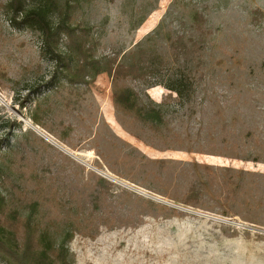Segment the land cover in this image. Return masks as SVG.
<instances>
[{
	"label": "rangeland",
	"instance_id": "rangeland-1",
	"mask_svg": "<svg viewBox=\"0 0 264 264\" xmlns=\"http://www.w3.org/2000/svg\"><path fill=\"white\" fill-rule=\"evenodd\" d=\"M59 3L90 59L148 38L160 84L119 85L165 121L152 132L118 112L106 73L69 82L0 12V195L17 213L0 215V235L20 244L32 212L33 249L44 231L66 237L69 264H264V0ZM178 71L189 98L164 86Z\"/></svg>",
	"mask_w": 264,
	"mask_h": 264
},
{
	"label": "trees",
	"instance_id": "trees-1",
	"mask_svg": "<svg viewBox=\"0 0 264 264\" xmlns=\"http://www.w3.org/2000/svg\"><path fill=\"white\" fill-rule=\"evenodd\" d=\"M0 12L6 16L9 26L25 28L39 36L42 53L53 61L56 73L61 72L63 77L71 83H84L88 72H92L93 77L106 73L111 78L112 100L117 111L132 116L152 132H159L162 129L165 121L162 105L142 102L138 91L119 85L124 80L141 81L148 87L160 84L157 80L161 76L164 62L144 46L148 38L138 42L135 50H130L120 61L116 57L90 59L80 37L76 35V30L70 25V6L67 3L61 5L59 0H6L0 2ZM144 20L145 17H142L133 30L137 29ZM63 40L73 49L77 61L75 68L71 65L70 55L59 49ZM183 73L180 71L173 73L169 82L164 85L179 99L189 98L193 89V81ZM42 87L43 85L31 89L29 91L31 96L40 94ZM27 98L29 99V95ZM33 122L38 124L36 120ZM15 125L14 122H6L8 128ZM5 206V199L0 195V215L4 216V219L9 216L10 219L15 220L17 213L6 214ZM22 225L24 230L20 244L12 243L8 238L0 235V261L6 264H69L66 237L62 238L56 246L49 232L44 231L40 235V240L45 248L34 250L33 232L37 230V227L32 222V212L24 219ZM2 231L3 228L0 225V232ZM53 249H55L54 252L49 253Z\"/></svg>",
	"mask_w": 264,
	"mask_h": 264
},
{
	"label": "bare ground",
	"instance_id": "bare-ground-1",
	"mask_svg": "<svg viewBox=\"0 0 264 264\" xmlns=\"http://www.w3.org/2000/svg\"><path fill=\"white\" fill-rule=\"evenodd\" d=\"M48 139V138H47ZM46 140V139H45Z\"/></svg>",
	"mask_w": 264,
	"mask_h": 264
}]
</instances>
